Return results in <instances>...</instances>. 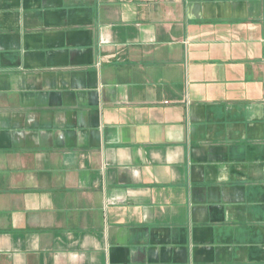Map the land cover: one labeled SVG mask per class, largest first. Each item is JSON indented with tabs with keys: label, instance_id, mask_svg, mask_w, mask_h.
I'll return each mask as SVG.
<instances>
[{
	"label": "crops",
	"instance_id": "1",
	"mask_svg": "<svg viewBox=\"0 0 264 264\" xmlns=\"http://www.w3.org/2000/svg\"><path fill=\"white\" fill-rule=\"evenodd\" d=\"M0 264H264V0H0Z\"/></svg>",
	"mask_w": 264,
	"mask_h": 264
}]
</instances>
